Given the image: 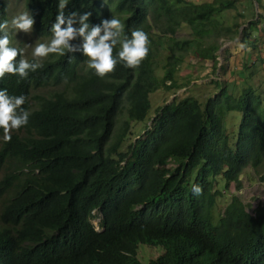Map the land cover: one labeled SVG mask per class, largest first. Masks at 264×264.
I'll return each instance as SVG.
<instances>
[{
	"label": "trees",
	"instance_id": "trees-1",
	"mask_svg": "<svg viewBox=\"0 0 264 264\" xmlns=\"http://www.w3.org/2000/svg\"><path fill=\"white\" fill-rule=\"evenodd\" d=\"M237 1L252 9V0H67L65 16L90 12V26L106 19L110 4L123 14L125 35L147 33L149 53L130 69L118 60L117 44L116 70L105 78L88 67L81 49L50 54L27 79H0V90L26 97L22 107L30 113L11 142L0 129V264H264V197L252 205L228 191L230 185L239 190L248 168L264 183V90L248 81L249 72H242L236 94L227 82L210 80L219 89L202 101L189 94L163 100L150 123L128 138L129 121L148 114L149 92L174 91L190 81L174 77L191 65L187 54L209 59L212 70L217 66L208 31L231 37L241 29L246 47L256 49L252 33L259 22L256 31H264V17L258 13L240 28ZM23 5L34 17L33 31L49 35L59 0ZM6 19L0 0V23ZM182 23L192 35L175 38ZM255 58L264 62V56ZM229 110L240 113L231 134ZM193 184L202 187L201 195L192 194ZM218 197L227 200L215 215ZM139 242L161 251L142 263Z\"/></svg>",
	"mask_w": 264,
	"mask_h": 264
},
{
	"label": "clouds",
	"instance_id": "clouds-1",
	"mask_svg": "<svg viewBox=\"0 0 264 264\" xmlns=\"http://www.w3.org/2000/svg\"><path fill=\"white\" fill-rule=\"evenodd\" d=\"M67 0H60L58 14L51 26L52 39L49 43H38L33 49L34 60L30 62L25 58H19L23 49L10 47L9 23H0V79L5 74L16 75L20 79H27L30 72H35L43 65L39 62L50 54L64 56L76 51L82 52L88 57V67L93 69L99 78H105L116 70L119 61L125 67L137 69L140 67L149 53V37L140 29L132 30L130 38L124 34V24L119 19H104L99 25L90 26V12L78 16L72 12L65 16L64 9ZM35 24L34 17L25 11L15 17L11 26L13 29L30 34ZM78 24L79 27L74 25ZM79 38V45L70 43ZM120 44L118 60L113 56L114 47ZM170 83V82H169ZM26 102L24 95H9L6 89L0 90V129H3V141L11 142L12 133L29 123L30 113L22 106ZM192 194H202V187L192 185Z\"/></svg>",
	"mask_w": 264,
	"mask_h": 264
},
{
	"label": "rangeland",
	"instance_id": "rangeland-1",
	"mask_svg": "<svg viewBox=\"0 0 264 264\" xmlns=\"http://www.w3.org/2000/svg\"><path fill=\"white\" fill-rule=\"evenodd\" d=\"M194 2H201V1H206V0H192ZM6 4V12H7V19L9 23V33L11 35V45L12 47L18 48V49H23V54L22 56L24 58L33 56V49L36 44L38 43H49L52 39V32H50L49 35L46 36H41L39 34H36L34 31H32L30 34H25L24 32L18 31L16 29H13L11 26L12 20L20 15L21 13L27 11L26 7L23 5V0H4ZM253 2V1H252ZM60 3V0H59ZM263 5V2H261ZM254 5V4H253ZM258 7V5H256ZM236 9L241 10V12L246 14L245 20L247 19L248 16H252V9L250 10L249 13H247V8L245 6H242L239 4L237 1L236 3ZM258 13L259 10L256 9ZM233 11H231L230 15L228 16L229 21L231 20L232 16L231 15ZM122 13L114 11L109 7L107 8L106 11V19H111V18H116L121 21L122 18ZM226 19V18H225ZM224 19V20H225ZM244 19H239L241 21V26L244 25L243 22H245ZM248 24V20L246 21ZM246 24V25H247ZM260 24V23H259ZM160 25V22H156V26ZM260 25L257 26V28ZM214 32V31H213ZM213 32L208 31L207 32V37L209 39H213V41L216 44V50H215V58L218 61L217 66L212 70L210 68V63L211 61L209 59H203L201 61H196L195 57L192 54H187V58L191 61V65H185L179 70L174 73V77L176 78L177 81H183L185 78H188L190 80L187 83V79L184 85L177 88L176 90H165L163 88L158 87L157 89L149 92V101H150V106L148 109V114L143 120H130V128L131 132L128 135V138L131 137L132 135L140 132L142 128L150 122V118L153 117V109L156 105L160 104L163 102V100H170L173 98H180L185 95H194L196 96L200 101L204 99V95H209L213 96L216 91H218L219 87L214 88L210 83V80H218L220 83L222 81L227 82L228 84V89L232 91L233 93H238L240 90V86L243 83L242 81V74H241V69L239 66V60L242 59L243 55H239L244 48H246V44L242 41V32L239 29L238 32L234 33L231 37L227 36L225 32H221L218 36L214 37ZM254 36L257 37V44H259V48L261 51L259 54H263V47H262V41L261 39L264 38V33H258L256 30H253L252 33ZM192 34L190 33V29L188 26H186L184 23L180 24L179 28L174 32L173 36L175 38H183V37H190ZM162 36V35H160ZM163 40V43L167 39V37H161ZM252 51L250 59H252L255 54L253 50ZM163 52L160 51V55L156 56L157 60V68H156V73L157 75H160L161 73V59L162 58ZM222 63L223 68L220 66ZM202 64V65H201ZM193 65V66H192ZM225 67V69H224ZM248 74V71L243 72ZM250 73V78L248 81H251L254 85H257L260 87V91L264 90V68L258 66L255 70L249 72ZM193 84H195L191 89H189ZM173 91V92H172ZM240 113L237 110H229L225 114V124H226V129L227 132L231 134V132H235L236 124L239 119ZM130 138V139H131ZM232 138V137H231ZM169 165V164H167ZM241 187L239 190H235V188L230 185L228 187L229 192H234L236 194H240L243 201L245 200L249 204L254 205L257 201V199H261L264 197V183L259 182L256 173L253 172L250 168L246 169L245 172L243 173V177L240 180ZM226 198L225 197H218L215 201V204L213 206V212L216 215L218 212L221 211L223 208L224 204L226 203ZM95 213L97 216H93L91 218V221L95 228H98V212L96 210L92 211ZM136 256L137 258L142 262L146 263L149 257H153L156 254H158L161 251V248L159 246H153V245H148L143 242H139L136 245Z\"/></svg>",
	"mask_w": 264,
	"mask_h": 264
},
{
	"label": "crops",
	"instance_id": "crops-1",
	"mask_svg": "<svg viewBox=\"0 0 264 264\" xmlns=\"http://www.w3.org/2000/svg\"><path fill=\"white\" fill-rule=\"evenodd\" d=\"M251 1V0H250ZM252 2V1H251ZM250 10L251 9H247V13H249L250 12ZM252 16H248L247 17V19L245 20V16H246V14H244V12H243V19L245 20V22H243L244 23V25L243 26H246V21L247 20H250V19H255V18H257L258 17V12L256 11V8H255V5H252ZM262 15V14H261ZM260 23V22H259ZM257 24V25H261V23L260 24ZM242 24V23H241ZM242 26L240 25V28H241ZM255 28H256V30H257V27L255 26ZM241 30V29H240ZM261 34L262 33H264V31L262 30V32H260ZM240 38H241V36H240ZM261 41H262V47H263V50H264V38L263 39H261ZM248 50H253L254 51V54H255V56L252 58V59H250V57H251V54H252V51H250V53L248 52L247 53V51ZM261 51V49L259 48V44H257V47H256V49H255V47H249V48H244V50H242L241 51V53H239V55H243L244 56V58L243 59H241V60H239V66H240V69H241V74H242V72H251V71H253V70H255L258 66H260L261 65V67L262 68H264V62H262V61H260V60H258V59H256L255 57H257V56H259V57H263L264 56V51H263V54H259V52ZM257 55V56H256ZM253 61L255 62V63H253ZM258 61V62H257ZM246 64L247 66L246 67H243V64ZM217 64H218V61H217Z\"/></svg>",
	"mask_w": 264,
	"mask_h": 264
},
{
	"label": "built area",
	"instance_id": "built-area-1",
	"mask_svg": "<svg viewBox=\"0 0 264 264\" xmlns=\"http://www.w3.org/2000/svg\"><path fill=\"white\" fill-rule=\"evenodd\" d=\"M252 1L253 4L255 5V8L259 10L260 14H262V16L264 17V7H259V5L256 3V0H252ZM261 2L264 3V0H261ZM256 5H258V7Z\"/></svg>",
	"mask_w": 264,
	"mask_h": 264
}]
</instances>
